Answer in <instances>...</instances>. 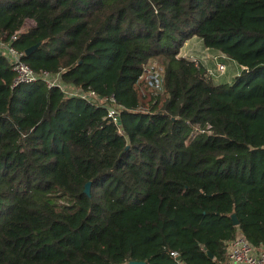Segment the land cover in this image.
<instances>
[{
	"label": "trees",
	"instance_id": "1",
	"mask_svg": "<svg viewBox=\"0 0 264 264\" xmlns=\"http://www.w3.org/2000/svg\"><path fill=\"white\" fill-rule=\"evenodd\" d=\"M194 36L241 72L217 83L180 55ZM0 40L116 98L12 87L0 53V264H230L238 234L264 246V0H0ZM151 61L165 89L147 96Z\"/></svg>",
	"mask_w": 264,
	"mask_h": 264
},
{
	"label": "built area",
	"instance_id": "2",
	"mask_svg": "<svg viewBox=\"0 0 264 264\" xmlns=\"http://www.w3.org/2000/svg\"><path fill=\"white\" fill-rule=\"evenodd\" d=\"M16 36L17 34L13 35L12 39H15ZM0 52L9 59L11 68L15 73L12 87L42 80L48 87H58L65 93L66 96H78L91 101L98 100L101 103H116V98L113 95L103 98L93 89H84L73 84L65 83L61 78L60 72L53 73L48 70H42L40 72L36 71L25 61L24 57L26 55V51L16 48L12 45L11 40H0ZM182 56L193 60L197 66L201 65L200 60L196 57L188 55ZM220 56L225 57L224 54ZM226 71V63L220 60L216 61L214 67L206 68L207 75L214 79L224 75ZM141 79L145 81L155 94L164 92L163 69L156 61H151L144 65ZM109 115L113 116L115 120H118L117 116H115L116 111L113 107L109 108ZM210 128V125L207 128L198 127L195 131L202 133L207 131L211 132ZM227 246L230 264H264V249H259L251 244L241 233L238 234L236 238L228 241ZM171 254L176 257L178 252L172 251Z\"/></svg>",
	"mask_w": 264,
	"mask_h": 264
},
{
	"label": "crops",
	"instance_id": "3",
	"mask_svg": "<svg viewBox=\"0 0 264 264\" xmlns=\"http://www.w3.org/2000/svg\"><path fill=\"white\" fill-rule=\"evenodd\" d=\"M180 54L198 58L200 60L201 64L206 68L215 66V64H216L215 63V55H218V56L222 55L217 50L207 48L204 45L203 40L201 38H199L198 36H194V37L188 39L185 42L184 46L182 47ZM232 62L235 63V65L238 67V68H236V71L227 74L226 78H225V76H226L225 75L226 73H225L224 74L225 76H223L224 78L223 77L221 78V79H224V81L219 79V80H217L218 82L216 81L217 83L231 82L232 78H234L235 76H237L241 72V70L243 69V66H240L234 60H232ZM259 249H264V246L260 247Z\"/></svg>",
	"mask_w": 264,
	"mask_h": 264
},
{
	"label": "rangeland",
	"instance_id": "4",
	"mask_svg": "<svg viewBox=\"0 0 264 264\" xmlns=\"http://www.w3.org/2000/svg\"><path fill=\"white\" fill-rule=\"evenodd\" d=\"M31 21L28 23V25H31ZM217 56V57H216ZM217 60H220V61H222V62H225L226 63V65H227V72H226V76L225 75H222V76H220V77H218V78H215L214 80L215 81H217V80H219V79H221L223 76H225V78L227 77V74H229V73H232V72H234V71H236V68H238L236 65H235V63H233L232 62V60L230 59V58H228L227 56H225V57H222V56H218V55H215V63H216V61ZM224 78V77H223ZM234 78H232V80H233ZM222 81H224V79H221ZM218 82V81H217ZM224 83V82H223ZM225 83H229V82H225ZM145 93L147 94V96H149V94L150 93H153L151 90H150V87L148 86V88L147 89H145Z\"/></svg>",
	"mask_w": 264,
	"mask_h": 264
},
{
	"label": "water",
	"instance_id": "5",
	"mask_svg": "<svg viewBox=\"0 0 264 264\" xmlns=\"http://www.w3.org/2000/svg\"><path fill=\"white\" fill-rule=\"evenodd\" d=\"M40 45V43L28 48L26 50V55H29L34 49H36L38 46ZM120 123V122H119ZM90 186H91V182H87L86 183V188H85V191L86 193L90 194ZM233 220H234V224L237 225L239 224V221H238V218L236 216V214H233ZM210 257H214V255L211 253V252H208ZM128 264H147V262L145 261H136V260H133V261H130Z\"/></svg>",
	"mask_w": 264,
	"mask_h": 264
}]
</instances>
